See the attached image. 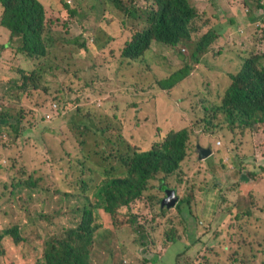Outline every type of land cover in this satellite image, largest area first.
<instances>
[{
	"label": "rangeland",
	"instance_id": "1",
	"mask_svg": "<svg viewBox=\"0 0 264 264\" xmlns=\"http://www.w3.org/2000/svg\"><path fill=\"white\" fill-rule=\"evenodd\" d=\"M42 1L50 42L39 56L19 49L22 38L1 24L0 7V114L8 117L0 127V264L42 261L48 241L71 240L85 205L98 217L91 225L100 226L88 264H264V124L232 128L215 111L208 131L205 122L191 125L206 107L213 118L244 60L259 57L264 66V0H248L249 8L244 0H190L201 30L231 29L233 16L239 26L229 33L232 45L209 51L213 58L192 63L190 75L166 91L158 81L190 63L191 48L180 53L154 42L138 59H125L127 41L146 26L139 11L127 17L106 0ZM19 77L29 92L16 105L1 95ZM54 103L61 114L48 121ZM184 129L192 137L176 173L160 171L114 217L96 211L92 189L121 154L147 152ZM198 145L213 155L201 159ZM166 189L189 203L180 212L161 209ZM14 225L19 243L4 231Z\"/></svg>",
	"mask_w": 264,
	"mask_h": 264
},
{
	"label": "trees",
	"instance_id": "2",
	"mask_svg": "<svg viewBox=\"0 0 264 264\" xmlns=\"http://www.w3.org/2000/svg\"><path fill=\"white\" fill-rule=\"evenodd\" d=\"M106 1L127 17H134L136 16L135 11H139V21L145 20L146 23L145 27L140 26L131 40L127 41L123 58L138 59L154 42L166 46L170 51L176 49V52L180 53L181 51L177 50V47L192 49L190 63L171 74L169 78L158 81L161 91L175 89L190 75L192 63L200 64L202 58L207 57L209 51L215 52L214 48H217L218 53H222L229 45L230 31L239 26L238 19L236 20L233 16L230 19V24L233 26L231 29H218L210 25L206 30H201L197 24L200 12L196 7L191 6L190 0H147L142 4H139V0H131L132 5L130 6L125 0ZM224 1L226 2V0ZM242 1L239 0V3ZM247 2L248 0H244L246 6ZM257 2H262V0H257ZM263 4L262 2L259 6ZM0 7L2 9L1 24L8 29L11 37L14 35L22 38L23 45L19 49L34 56L44 54L45 43L50 42L46 19L49 14L44 2L42 0H0ZM247 7L249 8V6ZM24 78L27 81L30 79V77ZM230 78L231 83L217 109H214L213 118L207 114L212 110L206 107L205 115L199 121H192L191 125L196 128L198 122H205L202 129L209 130L210 125L213 124L212 119L215 118V111L221 112L224 115V122L232 128L233 125H236L244 129H252L254 125L264 124V66L260 63V58L249 57L244 60L240 70L231 73ZM20 82L19 77L15 82L7 83L10 85V89L1 95V98L16 105L22 104L24 98L28 97L27 92L29 91L27 83ZM54 105H56L55 108L50 106L51 109L46 111V116L51 115L49 119L46 118L48 121L52 118V114L53 117H60L61 109L58 104L54 103ZM3 115L0 114V127L7 124L8 117L4 116V120L1 118ZM171 132L172 134L167 136L162 143L154 144L147 152L135 151L132 156L121 154L117 168L112 167L104 170L102 183L95 185L92 189L96 197L94 207L97 212L104 210L114 217L117 210L128 207L132 203L130 201L144 196L149 189L151 179H155L161 174L173 175L181 168L186 155H188V144L189 141L191 142L192 136L187 129ZM212 155L213 153L209 157ZM160 171L161 174H159ZM151 188L152 185L150 190ZM165 188L164 182H161L160 189L164 191ZM155 198L157 199L156 195ZM158 203L161 209L165 208L161 206V202ZM186 203L189 201H179L176 205L179 212ZM119 205L122 206L119 207ZM82 208L81 223L78 228L68 232L71 240L62 238L56 243L52 240L48 241L43 260L36 264H88V248L92 243L95 229L100 226L91 225V222L98 218L93 219L92 209L86 205ZM16 228L14 225L4 231L11 230L12 239L19 243L22 241V237ZM74 238L79 239L81 243L74 244L72 242ZM171 240L168 239V241ZM198 243L199 239L191 240L190 245L182 251L188 252ZM141 253L144 254L145 250ZM237 262H241V260Z\"/></svg>",
	"mask_w": 264,
	"mask_h": 264
},
{
	"label": "water",
	"instance_id": "3",
	"mask_svg": "<svg viewBox=\"0 0 264 264\" xmlns=\"http://www.w3.org/2000/svg\"><path fill=\"white\" fill-rule=\"evenodd\" d=\"M197 148H198L201 159H207L212 153L210 148H202L200 147V145H198ZM178 201H179V197L176 191L172 189H167L166 199H163L161 206L171 209L173 206L177 205Z\"/></svg>",
	"mask_w": 264,
	"mask_h": 264
},
{
	"label": "clouds",
	"instance_id": "4",
	"mask_svg": "<svg viewBox=\"0 0 264 264\" xmlns=\"http://www.w3.org/2000/svg\"><path fill=\"white\" fill-rule=\"evenodd\" d=\"M199 16H200V15H199ZM199 16H198V17H199ZM230 44L232 45V43L229 41V45H230ZM185 51H187V49H185V48L182 47V48H181V53H182V52H185ZM209 54H211V55H212L211 58H213V56H214L213 52L208 53V54H207V57H210ZM178 203H179V201H178ZM178 203H177V204H178ZM175 207H176V206H175Z\"/></svg>",
	"mask_w": 264,
	"mask_h": 264
},
{
	"label": "built area",
	"instance_id": "5",
	"mask_svg": "<svg viewBox=\"0 0 264 264\" xmlns=\"http://www.w3.org/2000/svg\"><path fill=\"white\" fill-rule=\"evenodd\" d=\"M52 106H53L54 108L56 107V105H54V104H53ZM50 117H51V115H49V114L46 116L47 119H49Z\"/></svg>",
	"mask_w": 264,
	"mask_h": 264
},
{
	"label": "flooded vegetation",
	"instance_id": "6",
	"mask_svg": "<svg viewBox=\"0 0 264 264\" xmlns=\"http://www.w3.org/2000/svg\"><path fill=\"white\" fill-rule=\"evenodd\" d=\"M167 190V189H166ZM166 190H165V198L164 199H166Z\"/></svg>",
	"mask_w": 264,
	"mask_h": 264
}]
</instances>
